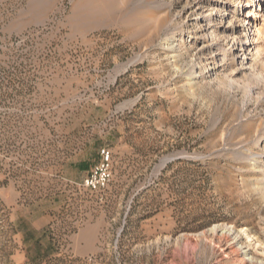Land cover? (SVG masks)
Listing matches in <instances>:
<instances>
[{
    "label": "rangeland",
    "instance_id": "obj_1",
    "mask_svg": "<svg viewBox=\"0 0 264 264\" xmlns=\"http://www.w3.org/2000/svg\"><path fill=\"white\" fill-rule=\"evenodd\" d=\"M257 24L264 0H0V264H230L222 237L264 264Z\"/></svg>",
    "mask_w": 264,
    "mask_h": 264
},
{
    "label": "bare ground",
    "instance_id": "obj_2",
    "mask_svg": "<svg viewBox=\"0 0 264 264\" xmlns=\"http://www.w3.org/2000/svg\"><path fill=\"white\" fill-rule=\"evenodd\" d=\"M153 12H154V9H151L148 12V14H151ZM142 13H143V9H141L140 6H136L131 11H129V15L128 16H129L130 19L138 20V24H139L138 27L137 26L133 27L130 30L131 31L138 30L139 34L145 35V34H148L151 31V26H150L148 21H145L144 19L140 18ZM260 26L261 25L257 24L256 27H255L256 30L254 31L255 33H254V36H253V41H254L253 43L255 45L259 44L257 39H256L257 31L262 32V33L264 32L263 29H262V31L260 30V28H262ZM238 28H239V26H238ZM234 39H235V37L232 40H234ZM236 43H237V40H236ZM179 52H180V49H178L176 51H171V54H175V53L178 54ZM175 57L176 56H173V58H175ZM250 60H251V62L254 63L256 59L255 58H251ZM256 65L259 67L260 70L264 71V69H263L264 66H262L261 64H256ZM248 237H250V236L248 235ZM224 242H225V239L223 237L218 239V245H219L220 249L224 252V254H226V259H227V261L230 264H252V261L246 259L245 256H243L242 253H240V250H237V249L235 250L233 247H229V246H225L224 247L223 246Z\"/></svg>",
    "mask_w": 264,
    "mask_h": 264
},
{
    "label": "built area",
    "instance_id": "obj_3",
    "mask_svg": "<svg viewBox=\"0 0 264 264\" xmlns=\"http://www.w3.org/2000/svg\"><path fill=\"white\" fill-rule=\"evenodd\" d=\"M110 153H102V164L84 181V186L90 189H100L106 186L110 177L109 170Z\"/></svg>",
    "mask_w": 264,
    "mask_h": 264
}]
</instances>
